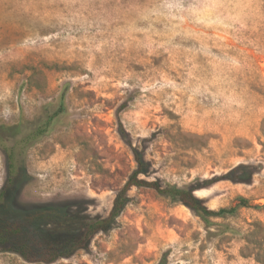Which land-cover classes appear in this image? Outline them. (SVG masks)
<instances>
[{
  "label": "rangeland",
  "instance_id": "374dc122",
  "mask_svg": "<svg viewBox=\"0 0 264 264\" xmlns=\"http://www.w3.org/2000/svg\"><path fill=\"white\" fill-rule=\"evenodd\" d=\"M0 125V222L107 217L133 147L140 178L178 187L256 169L195 191L211 209L249 198L236 215L132 187L88 250L30 262L0 244V264H264V0H0Z\"/></svg>",
  "mask_w": 264,
  "mask_h": 264
},
{
  "label": "trees",
  "instance_id": "16d2710c",
  "mask_svg": "<svg viewBox=\"0 0 264 264\" xmlns=\"http://www.w3.org/2000/svg\"><path fill=\"white\" fill-rule=\"evenodd\" d=\"M63 109L64 97H62L61 102V110ZM53 118L48 119L45 126L41 128V132H45L49 128ZM10 130L9 126L0 125V138L2 139L3 135ZM133 152L137 168L117 192L113 207L107 217L82 215L85 212V206L81 203L70 209L48 207V209L41 210L36 214L35 219L39 221L38 225L10 218L0 222V244L6 246L7 250L20 254L30 262L52 263L58 259L70 257L79 250H88L91 238L100 232L108 233L117 225L119 216L130 201L128 191L132 187L152 188L162 196L181 201L206 222H209L211 218H227L236 215L240 208L252 206L249 198L239 196L235 205L211 209L195 195L197 189L211 185L221 179L236 183L251 182L256 170L252 165H237L225 175L207 180L202 185L178 187L140 178V174L147 173L148 162L143 151L133 147ZM254 206L264 208V204Z\"/></svg>",
  "mask_w": 264,
  "mask_h": 264
}]
</instances>
